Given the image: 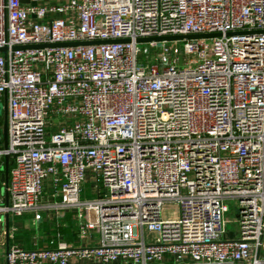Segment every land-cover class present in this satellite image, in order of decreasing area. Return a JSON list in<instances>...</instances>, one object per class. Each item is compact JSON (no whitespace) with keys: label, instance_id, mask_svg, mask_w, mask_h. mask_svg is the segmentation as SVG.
<instances>
[{"label":"built area","instance_id":"2783aa9c","mask_svg":"<svg viewBox=\"0 0 264 264\" xmlns=\"http://www.w3.org/2000/svg\"><path fill=\"white\" fill-rule=\"evenodd\" d=\"M3 48L0 264H264V0H0Z\"/></svg>","mask_w":264,"mask_h":264},{"label":"crops","instance_id":"0c3cea01","mask_svg":"<svg viewBox=\"0 0 264 264\" xmlns=\"http://www.w3.org/2000/svg\"><path fill=\"white\" fill-rule=\"evenodd\" d=\"M42 216L45 220V225L47 227L46 233L47 236H42L39 242V246H48V247H56L59 242H66L69 244H79L76 235V227H75V219L71 212H66L61 225L59 227L56 226V220L50 216L49 212L43 211ZM32 217V216H31ZM33 229V228H32ZM37 233L34 230V233L30 236V242L33 246L34 242L36 241ZM40 236V235H38ZM42 239H45L44 241ZM23 246L24 243H22ZM174 261V257L172 255H166L161 263L159 264H168ZM69 264H94L91 261H85L79 258L71 259Z\"/></svg>","mask_w":264,"mask_h":264},{"label":"rangeland","instance_id":"374dc122","mask_svg":"<svg viewBox=\"0 0 264 264\" xmlns=\"http://www.w3.org/2000/svg\"><path fill=\"white\" fill-rule=\"evenodd\" d=\"M3 118L0 119V137H1V129L3 127ZM1 181H0V187H1ZM88 187V185H87ZM89 195L93 196V194H90V192H88ZM231 205V215L229 216L230 219H236V207H235V202L232 201L229 203ZM45 218L44 216H40V221L38 222V226L37 223L32 219L31 215L25 214L23 216L17 217L16 218V223L19 225V230L16 232L15 234V242H19V243H24V245H26V247H32L31 244V240H30V236L32 235V233H34V230L37 233L38 230V235L42 236H47L46 230L47 227L45 225V220L43 219ZM229 228H232V224L229 223L228 224ZM5 228V226L3 224L0 225V233L3 231V229ZM33 228V229H32ZM43 241L45 239H42Z\"/></svg>","mask_w":264,"mask_h":264},{"label":"water","instance_id":"95a60500","mask_svg":"<svg viewBox=\"0 0 264 264\" xmlns=\"http://www.w3.org/2000/svg\"><path fill=\"white\" fill-rule=\"evenodd\" d=\"M25 1V0H24ZM196 36H203V34H196V35H188V37H196ZM168 38H182L184 37L183 35H174V36H167ZM151 38H141V40H147ZM85 43H91V42H85ZM67 44H75V43H60L57 45H67ZM0 50H5V48L0 49ZM3 118V127L1 130V137H0V144H4L7 146L8 143V109H7V94L4 95L3 100H0V119ZM8 158H6V168L4 173L1 176L2 180L7 181L8 180ZM7 227L9 225L8 219H7Z\"/></svg>","mask_w":264,"mask_h":264}]
</instances>
